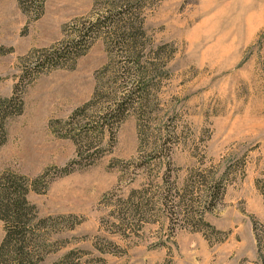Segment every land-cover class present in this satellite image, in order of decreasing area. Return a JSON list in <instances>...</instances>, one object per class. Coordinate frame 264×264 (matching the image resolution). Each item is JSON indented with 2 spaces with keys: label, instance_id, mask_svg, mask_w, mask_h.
<instances>
[{
  "label": "rangeland",
  "instance_id": "1",
  "mask_svg": "<svg viewBox=\"0 0 264 264\" xmlns=\"http://www.w3.org/2000/svg\"><path fill=\"white\" fill-rule=\"evenodd\" d=\"M107 2L0 0V178L38 264H264V0Z\"/></svg>",
  "mask_w": 264,
  "mask_h": 264
},
{
  "label": "trees",
  "instance_id": "2",
  "mask_svg": "<svg viewBox=\"0 0 264 264\" xmlns=\"http://www.w3.org/2000/svg\"><path fill=\"white\" fill-rule=\"evenodd\" d=\"M123 1L130 2V0H108L107 10H110L109 8H113V6L119 7L120 4H123ZM33 2L39 3L40 6L43 0H19L22 8H24V3ZM124 28H126V31L129 30L127 22H125ZM116 33L117 35L122 34ZM144 35L145 31L142 21H140L139 37ZM128 36L131 39L134 37L130 34ZM74 37L67 42L69 45L63 46L59 44V46L51 48L50 52L44 53L39 58H44V60H52L53 58L74 59L78 55V53H74L71 45V43L75 45L73 42L76 36ZM77 39L80 40V36ZM144 50V45H141L139 53L143 54ZM56 64L54 63V65ZM22 104V96L18 94L0 99V145L5 141L6 137L3 118L17 111L19 112ZM11 107L16 108L13 113L8 111ZM77 111L79 112L81 109ZM28 190V186L24 183L15 181L9 176L5 175L0 178V219L4 222V236L0 242V264H38L43 260V243H40L41 239L39 235H35V232L40 228L38 223L43 222L44 219L38 218L36 206L27 199ZM66 257L64 256L62 259Z\"/></svg>",
  "mask_w": 264,
  "mask_h": 264
},
{
  "label": "bare ground",
  "instance_id": "3",
  "mask_svg": "<svg viewBox=\"0 0 264 264\" xmlns=\"http://www.w3.org/2000/svg\"><path fill=\"white\" fill-rule=\"evenodd\" d=\"M70 1V0H69ZM64 6V5H63Z\"/></svg>",
  "mask_w": 264,
  "mask_h": 264
}]
</instances>
